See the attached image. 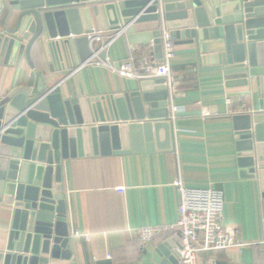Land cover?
I'll list each match as a JSON object with an SVG mask.
<instances>
[{"label": "water", "instance_id": "95a60500", "mask_svg": "<svg viewBox=\"0 0 264 264\" xmlns=\"http://www.w3.org/2000/svg\"><path fill=\"white\" fill-rule=\"evenodd\" d=\"M163 30L175 46H196L214 54L210 63L242 72L257 110L231 115L233 148L240 176L264 192V0H0V264L70 258L63 161L171 150L162 79L93 97L71 75L98 48L89 36L123 35L130 46L151 44L161 59ZM54 73L65 78L50 87ZM179 247L174 239L160 243L153 263L179 264Z\"/></svg>", "mask_w": 264, "mask_h": 264}, {"label": "crops", "instance_id": "0c3cea01", "mask_svg": "<svg viewBox=\"0 0 264 264\" xmlns=\"http://www.w3.org/2000/svg\"><path fill=\"white\" fill-rule=\"evenodd\" d=\"M150 47L151 44L130 46L120 35L103 54L117 66L146 52L153 54ZM175 47L171 73L177 94L170 104L177 110H171L169 117L173 118L167 119L172 128L171 150L63 161L61 181L70 258L52 260L51 264H154L153 249L165 240H177L178 232L172 231L143 246L136 242L135 230L176 223L179 195L173 183L177 180L188 188L220 191L224 202L221 227L234 231L237 243L252 244L201 252L196 264H264L260 244L264 242V192L257 182L239 174L231 121L233 114L256 111L257 97L247 93L242 72L210 63L214 54L203 55L196 46ZM202 57L207 59L204 63ZM22 69L26 80L30 70L25 62ZM74 75L81 77L93 97L130 92L140 82L94 65ZM63 78L65 74L50 75V87L57 86ZM65 85L58 89L61 93H65ZM121 188L123 192L118 191ZM5 234L4 218L0 215V251Z\"/></svg>", "mask_w": 264, "mask_h": 264}, {"label": "built area", "instance_id": "2783aa9c", "mask_svg": "<svg viewBox=\"0 0 264 264\" xmlns=\"http://www.w3.org/2000/svg\"><path fill=\"white\" fill-rule=\"evenodd\" d=\"M117 34L103 36L96 33L89 36L92 41L98 43V48L92 50L93 57L76 68L72 74L90 65L107 68L110 72L136 81L163 80V86L169 94V101L176 96V81L171 73V64L176 55V47L168 31L163 30L161 36L162 57L155 59L151 52H146L138 58H130L123 63L114 66L108 58L100 59L103 53L115 40ZM73 38L72 35L69 36ZM71 74V75H72ZM170 105V111H176L177 107ZM241 112V110H239ZM207 115V113H205ZM170 118H173L171 115ZM179 195V217L176 223L160 226H146L135 230V240L145 246L149 245L157 237H165L172 231L178 232L180 247L176 248V254L180 264H196L197 255L201 252L212 250L240 249L252 244H239L235 241V232L221 227L223 219V197L220 191L212 188H188L177 180L173 183ZM123 188L118 189L123 192ZM75 237H81L75 234ZM83 238L88 239L87 235ZM263 246L264 242L260 243Z\"/></svg>", "mask_w": 264, "mask_h": 264}]
</instances>
